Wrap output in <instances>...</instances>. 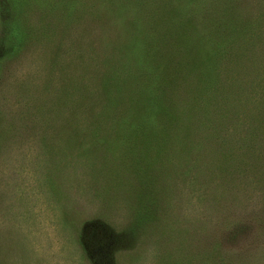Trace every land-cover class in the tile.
<instances>
[{
	"label": "rangeland",
	"instance_id": "1",
	"mask_svg": "<svg viewBox=\"0 0 264 264\" xmlns=\"http://www.w3.org/2000/svg\"><path fill=\"white\" fill-rule=\"evenodd\" d=\"M261 78L264 0H0V264H264Z\"/></svg>",
	"mask_w": 264,
	"mask_h": 264
},
{
	"label": "trees",
	"instance_id": "2",
	"mask_svg": "<svg viewBox=\"0 0 264 264\" xmlns=\"http://www.w3.org/2000/svg\"><path fill=\"white\" fill-rule=\"evenodd\" d=\"M257 75L260 74V70H257ZM262 75V74H261ZM233 82V85H232ZM245 82V81H244ZM241 80L240 82L236 79H229V88L233 90L232 87H236L238 94L241 92V96L247 91V86ZM256 86L250 92V96L256 102V107L254 109L253 115H256L254 118V122L250 123L247 121L248 125L251 128L247 132V136L252 138L253 143L248 144L245 143V139H237V141L241 142L243 145L238 144L241 150H236L234 153L227 152L228 149L221 150V164L219 168L220 179L222 181L235 183V185H239V183H244L245 185H249L251 183L256 187H263L264 182V135L258 134L256 130H253V125H256L261 130L264 131L263 121H264V78L259 79L256 82ZM224 85V84H223ZM220 90H224V88L220 87ZM229 90V91H230ZM215 96V95H214ZM221 108H225L221 105ZM215 113H218L216 111ZM214 117V116H213ZM254 117V116H253ZM253 120V118H252ZM218 161V160H217ZM246 191V187L242 188ZM237 190V186H236ZM248 190V188H247ZM262 190V189H261ZM253 193H256L253 191ZM259 197V195H258ZM259 210L261 213L259 215L258 222L254 219L253 223H257V227L260 229V233L264 234V207L262 203H259ZM261 206V207H260ZM149 207L146 208H138L136 213L138 214V219H147L152 220L154 217L149 213ZM249 228H253L251 225ZM164 264L168 263V261H163Z\"/></svg>",
	"mask_w": 264,
	"mask_h": 264
}]
</instances>
